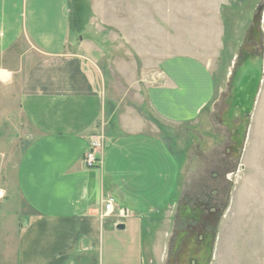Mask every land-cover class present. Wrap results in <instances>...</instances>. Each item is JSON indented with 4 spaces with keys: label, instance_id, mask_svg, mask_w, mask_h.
Returning a JSON list of instances; mask_svg holds the SVG:
<instances>
[{
    "label": "crops",
    "instance_id": "obj_1",
    "mask_svg": "<svg viewBox=\"0 0 264 264\" xmlns=\"http://www.w3.org/2000/svg\"><path fill=\"white\" fill-rule=\"evenodd\" d=\"M142 3L151 5L117 0L110 24L134 59L130 88L118 92L74 48L69 0H0V130L9 144L0 179L16 192L0 232L14 234V264H170L181 171L157 123L189 122L211 100L203 57L223 30L216 22L204 52H192L171 38L170 22L156 37ZM90 137L103 143L97 168L83 162Z\"/></svg>",
    "mask_w": 264,
    "mask_h": 264
},
{
    "label": "rangeland",
    "instance_id": "obj_2",
    "mask_svg": "<svg viewBox=\"0 0 264 264\" xmlns=\"http://www.w3.org/2000/svg\"><path fill=\"white\" fill-rule=\"evenodd\" d=\"M78 2L82 3L83 15L80 31L73 40L74 48L96 62L109 87L115 84L118 92L121 90L119 84L130 88L131 84L123 80L124 74L129 79L133 75L132 52L116 34L115 25H110L114 24L117 15V0ZM95 3L100 16L93 13ZM150 4H141L147 8L141 18L146 17L154 23L151 28L154 35L160 34L163 22H170L171 38L181 40L183 46L192 52L198 49L204 52L203 41L213 36L215 23L221 22V39L211 40L203 57L210 71L211 100L193 120L179 125L159 124L160 132L163 139L172 143L170 147L174 154L172 157L167 155L168 159L178 172L181 171L177 197L185 192L203 195L216 191L221 200H225V213L217 228L215 252L210 264H264V68L243 150L237 159L232 161L227 157L224 148L231 145L230 138L226 129L215 120L223 107L222 99L228 92L242 44L252 26L251 17L259 6H264V0H150ZM69 6L72 16L76 9L75 0H69ZM91 19L93 23H90ZM259 27L264 41V11ZM259 49L264 60V45ZM2 135L4 130H0V152L9 145L3 143L6 136ZM2 162L0 153V166ZM0 171L7 179L6 169L0 168ZM14 188L0 179V223L6 212L16 209ZM9 195L12 196L9 198ZM12 213L7 214V220ZM13 237L10 230L0 232V264H14Z\"/></svg>",
    "mask_w": 264,
    "mask_h": 264
},
{
    "label": "water",
    "instance_id": "obj_3",
    "mask_svg": "<svg viewBox=\"0 0 264 264\" xmlns=\"http://www.w3.org/2000/svg\"><path fill=\"white\" fill-rule=\"evenodd\" d=\"M264 6H259L256 13L251 17L252 26L247 33V38L242 44L240 56L238 57L228 85V93L223 98V112L220 113L217 123L222 125L229 134L234 158L237 159L243 144L250 122V116L258 97L259 87L264 68V60L260 53V47L264 41L260 37V22ZM124 226H117V230H123ZM195 249H188L183 256V264H191L197 261V256H190ZM213 249H207L200 264H209L212 260Z\"/></svg>",
    "mask_w": 264,
    "mask_h": 264
},
{
    "label": "flooded vegetation",
    "instance_id": "obj_4",
    "mask_svg": "<svg viewBox=\"0 0 264 264\" xmlns=\"http://www.w3.org/2000/svg\"><path fill=\"white\" fill-rule=\"evenodd\" d=\"M222 106L215 117L216 121L220 113L223 112V103ZM229 146L228 144L224 151L227 157L233 161L235 153L229 149ZM224 202L225 200H221L216 191L203 195H197L194 192H185L180 195L173 219L181 225L179 227L175 225L172 229L167 244L166 262L183 264V256L191 248H194L195 251L191 252L190 256L195 255L198 263L202 262L208 247L214 249L217 228L225 213ZM191 264L196 263L192 261Z\"/></svg>",
    "mask_w": 264,
    "mask_h": 264
},
{
    "label": "built area",
    "instance_id": "obj_5",
    "mask_svg": "<svg viewBox=\"0 0 264 264\" xmlns=\"http://www.w3.org/2000/svg\"><path fill=\"white\" fill-rule=\"evenodd\" d=\"M103 148L102 140L97 137L89 138V147L83 155V162L87 168H97L101 165V158L99 156L100 150ZM105 213L110 214L113 211V199L106 198L102 201Z\"/></svg>",
    "mask_w": 264,
    "mask_h": 264
},
{
    "label": "trees",
    "instance_id": "obj_6",
    "mask_svg": "<svg viewBox=\"0 0 264 264\" xmlns=\"http://www.w3.org/2000/svg\"><path fill=\"white\" fill-rule=\"evenodd\" d=\"M76 2V9L75 13L72 14L70 20H69V26L72 31L78 32L80 31V23L82 22V3L78 2V0H75ZM82 30V29H81ZM151 119V118H150ZM158 127L160 128V125L157 123Z\"/></svg>",
    "mask_w": 264,
    "mask_h": 264
}]
</instances>
